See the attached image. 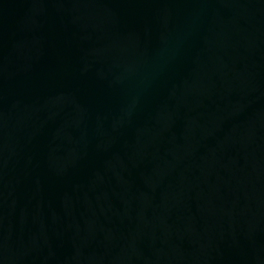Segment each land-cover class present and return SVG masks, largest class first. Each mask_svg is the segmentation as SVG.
<instances>
[{
    "label": "water",
    "instance_id": "water-1",
    "mask_svg": "<svg viewBox=\"0 0 264 264\" xmlns=\"http://www.w3.org/2000/svg\"><path fill=\"white\" fill-rule=\"evenodd\" d=\"M0 264H264V0H0Z\"/></svg>",
    "mask_w": 264,
    "mask_h": 264
}]
</instances>
